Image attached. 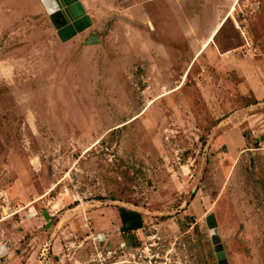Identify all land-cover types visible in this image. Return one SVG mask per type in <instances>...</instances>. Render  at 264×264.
I'll list each match as a JSON object with an SVG mask.
<instances>
[{
    "label": "rangeland",
    "instance_id": "obj_1",
    "mask_svg": "<svg viewBox=\"0 0 264 264\" xmlns=\"http://www.w3.org/2000/svg\"><path fill=\"white\" fill-rule=\"evenodd\" d=\"M107 1L0 0V264H264V0Z\"/></svg>",
    "mask_w": 264,
    "mask_h": 264
},
{
    "label": "water",
    "instance_id": "obj_2",
    "mask_svg": "<svg viewBox=\"0 0 264 264\" xmlns=\"http://www.w3.org/2000/svg\"><path fill=\"white\" fill-rule=\"evenodd\" d=\"M44 4L52 22L54 23L58 35L64 41L76 36L93 23L90 15L86 12L80 0H41ZM100 42L98 35L90 36L86 45L97 44ZM207 225L211 230V238L214 244L219 264H228L225 247L218 232V221L216 215L211 213L207 216ZM1 254L6 252L5 247L0 248Z\"/></svg>",
    "mask_w": 264,
    "mask_h": 264
},
{
    "label": "trees",
    "instance_id": "obj_3",
    "mask_svg": "<svg viewBox=\"0 0 264 264\" xmlns=\"http://www.w3.org/2000/svg\"><path fill=\"white\" fill-rule=\"evenodd\" d=\"M120 216L123 222V228L130 232L134 229H140L143 226L141 213L135 210L120 208Z\"/></svg>",
    "mask_w": 264,
    "mask_h": 264
},
{
    "label": "crops",
    "instance_id": "obj_4",
    "mask_svg": "<svg viewBox=\"0 0 264 264\" xmlns=\"http://www.w3.org/2000/svg\"><path fill=\"white\" fill-rule=\"evenodd\" d=\"M40 1H41V0H40ZM80 1L82 2L83 6H84V8H85V10H86V12H87L89 15H93V12H94V11H95V12L98 11L97 6L100 5V3H103L104 1H105V2H108L107 0H80ZM37 9H38L39 11L43 12V13H48L47 10H46V8H45V6H44V4L42 3V1H41L40 4H39V3L37 4ZM83 31H84V30H83ZM86 31H89V29L86 28L84 32H86ZM89 37H90V35H89ZM89 37H88V38H89ZM128 209H129V210H134L133 208H128ZM135 211H136V209H135ZM120 221H121V223H122V225H123V222H122V218H121V216H120ZM136 230H140V229H134V230H132V232H134V231H136Z\"/></svg>",
    "mask_w": 264,
    "mask_h": 264
}]
</instances>
